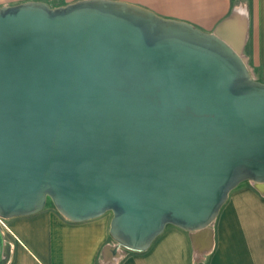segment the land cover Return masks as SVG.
<instances>
[{"label": "water", "instance_id": "95a60500", "mask_svg": "<svg viewBox=\"0 0 264 264\" xmlns=\"http://www.w3.org/2000/svg\"><path fill=\"white\" fill-rule=\"evenodd\" d=\"M245 182L264 192V83L224 31L110 0L0 8V218L110 213L143 252Z\"/></svg>", "mask_w": 264, "mask_h": 264}, {"label": "crops", "instance_id": "0c3cea01", "mask_svg": "<svg viewBox=\"0 0 264 264\" xmlns=\"http://www.w3.org/2000/svg\"><path fill=\"white\" fill-rule=\"evenodd\" d=\"M82 0H0V8L40 2L50 8ZM151 10L205 33L224 31L254 80L264 83V0H110ZM112 214L73 223L48 205L6 221L8 264H264V192L245 182L229 195L204 231L169 226L146 251L122 247L110 235Z\"/></svg>", "mask_w": 264, "mask_h": 264}, {"label": "built area", "instance_id": "2783aa9c", "mask_svg": "<svg viewBox=\"0 0 264 264\" xmlns=\"http://www.w3.org/2000/svg\"><path fill=\"white\" fill-rule=\"evenodd\" d=\"M6 221H7V220H4V219L0 218V228H1L2 230H4V229L7 230Z\"/></svg>", "mask_w": 264, "mask_h": 264}, {"label": "rangeland", "instance_id": "374dc122", "mask_svg": "<svg viewBox=\"0 0 264 264\" xmlns=\"http://www.w3.org/2000/svg\"><path fill=\"white\" fill-rule=\"evenodd\" d=\"M243 57V56H242ZM48 205H53V203L50 201V200H48V203H47ZM47 206V205H46ZM54 206V205H53ZM3 232H4V234L6 233L5 231V229L4 230H2Z\"/></svg>", "mask_w": 264, "mask_h": 264}]
</instances>
